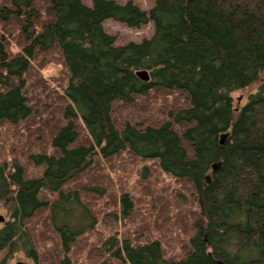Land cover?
Returning <instances> with one entry per match:
<instances>
[{"label":"trees","instance_id":"16d2710c","mask_svg":"<svg viewBox=\"0 0 264 264\" xmlns=\"http://www.w3.org/2000/svg\"><path fill=\"white\" fill-rule=\"evenodd\" d=\"M6 1L0 136L34 117L31 74L42 56L56 53L65 74L49 147L27 157L41 175L0 165V264L17 255L34 264H264V82L239 112L232 98L264 74V0H155L148 11L133 1ZM108 20L153 23L154 33L118 45ZM125 106L142 120H126ZM116 159L153 162L182 192L153 206L158 192L146 193L136 215L134 194L114 183ZM103 163L109 175L94 171ZM105 199L116 211L103 240L91 208ZM139 218L140 232H120ZM169 227L182 245L162 236Z\"/></svg>","mask_w":264,"mask_h":264},{"label":"rangeland","instance_id":"374dc122","mask_svg":"<svg viewBox=\"0 0 264 264\" xmlns=\"http://www.w3.org/2000/svg\"><path fill=\"white\" fill-rule=\"evenodd\" d=\"M120 4H125L129 1H133L137 4L141 9L148 11L154 4L155 0H115ZM6 0H0V4H6ZM88 5L91 4L89 0H84ZM104 29L107 33L113 35L116 38V43L118 45H124L129 42H141L144 39H149L152 37L154 33V25L153 23H149L139 29H131L127 26L108 20L104 23ZM19 47L14 44V52H17ZM38 66L32 71L31 74V89L30 95L32 99V106L34 109V117L30 122L26 125L20 127H7L2 135L0 136V165L4 163H14L20 162L21 165L26 167L27 176L30 178L38 177L42 173V168L34 166L32 163L28 162V156L37 152H43L45 147H49L48 136L51 134L52 128H55L57 125V110H59L60 106V96H61V83L63 82V76L65 74L63 66L60 64L59 57L55 53L49 54L47 56H42L38 61ZM62 81V82H61ZM61 82V83H60ZM264 82V74L260 82L253 84L249 88L240 90L232 94V98L234 100V107L236 112H239L248 102V99L251 95L256 93L260 87V85ZM147 103H151L154 106L152 100L146 102L144 101V106ZM147 107V106H146ZM126 120H131L136 122L139 117L143 114L137 112L135 108H129L127 106L118 110ZM42 116V117H41ZM136 120V121H135ZM139 120H142L139 119ZM30 136V137H29ZM31 139H29V138ZM44 139V140H43ZM45 142L47 144H45ZM23 151L26 159H22L18 151ZM49 151V150H47ZM22 155V154H21ZM124 159H116L114 164H116V168H120L121 171L117 172L116 176H114V183L119 185V187L124 189L123 191L132 192L135 196L136 200V215L140 216V214L146 211V205L144 204V200L146 193H151L153 190L157 191L156 195L149 196V201L153 206V200L164 198L166 199L168 194L172 192H182L180 187L174 182L167 174L162 173L153 162H140L139 164H134L132 161H124ZM105 166V171L101 170V166H98L97 175L105 176L108 173V167L110 164L103 163ZM103 168V167H102ZM131 169L126 173L125 171ZM146 169V170H144ZM108 170V171H107ZM95 175V172H92V175ZM121 189L118 191L120 192ZM90 207H92V203H88ZM168 205L164 206V208ZM93 212L95 215L99 217V225L96 228L95 237H100L102 234V239L106 240L109 234H113L112 228H110L111 218H113V214L116 209L110 207V201L108 199L103 200L97 206H94ZM180 210V209H179ZM178 210V211H179ZM193 210V209H192ZM186 212H190L188 208H181V213L186 214ZM0 215L5 216V211L0 205ZM166 216V215H164ZM140 224H136V226L124 227V224H119V230L122 234H126L127 231L131 233L140 232L141 228L144 227L143 219H138ZM159 224L163 225V220L158 221ZM133 227V228H132ZM152 228V226H151ZM39 230L41 227L39 226ZM161 234L165 238L166 241H171L173 244L182 245V241L185 236L180 235L179 229L173 228H165L161 229ZM168 239V240H167ZM94 242V239L92 238ZM182 242V243H181ZM99 244L94 242L92 247H97ZM75 253L76 260L79 255ZM4 253L0 254V258L4 257ZM81 262H88V260L82 259ZM34 264L32 260L28 259L24 255H17L16 257L10 258L8 264ZM36 264V263H35Z\"/></svg>","mask_w":264,"mask_h":264},{"label":"water","instance_id":"95a60500","mask_svg":"<svg viewBox=\"0 0 264 264\" xmlns=\"http://www.w3.org/2000/svg\"><path fill=\"white\" fill-rule=\"evenodd\" d=\"M137 76L142 80V81H149L150 80V76L149 73L147 71H141L137 73ZM214 169H217V166L214 167ZM6 221L5 217L0 215V225L4 224ZM18 264H24V263H18Z\"/></svg>","mask_w":264,"mask_h":264}]
</instances>
